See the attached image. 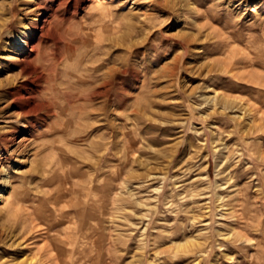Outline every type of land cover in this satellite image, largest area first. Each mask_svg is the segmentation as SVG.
<instances>
[{"label": "rangeland", "instance_id": "obj_1", "mask_svg": "<svg viewBox=\"0 0 264 264\" xmlns=\"http://www.w3.org/2000/svg\"><path fill=\"white\" fill-rule=\"evenodd\" d=\"M34 1L0 0V150L23 59L11 32ZM45 1L54 85L77 100L64 109L42 84L39 150L0 166V225L29 200L0 226V264L64 233L69 264H264V0ZM113 78L119 106L86 99Z\"/></svg>", "mask_w": 264, "mask_h": 264}, {"label": "bare ground", "instance_id": "obj_2", "mask_svg": "<svg viewBox=\"0 0 264 264\" xmlns=\"http://www.w3.org/2000/svg\"><path fill=\"white\" fill-rule=\"evenodd\" d=\"M27 6L29 7L28 16H29V18H31L30 26H27L24 22L20 21L18 28H15L11 32V35L14 38V40L20 41L19 43H21L20 50H14V52L19 54L23 59L19 60V62H15V64L20 67L19 72H18L16 78L13 79L12 82L4 89V93H5L4 101L6 104L5 108H6V111H8V112H7V115L5 116V120H4L5 123L7 124V127H6V131L3 133L4 146L0 150V166L5 164V163L16 164L17 162L19 165H24L27 162V159L29 160V158L31 156V154H30L31 151L32 150H36V151L39 150L34 146V144L38 143V141L42 137L40 134V130H39V127L41 126L42 122H37V121L34 122L32 120V119L38 117L37 112L39 111V109H38L39 107H33L32 102L35 101V99H36L37 91L43 87L42 84L49 83V85L47 87L50 88V91L53 94L56 93L58 96L62 95L61 97L64 100V103L66 104L64 109H66L68 107H72L77 100L76 96L71 91L70 82H68L67 87L64 90H60V92H58L57 87L54 85V82H56L58 80V76L61 73V71L59 72V59L54 54V52L46 44H44V39L49 38L51 33H52L48 27L51 24L50 18H53V16H54V15H52V13H53L52 12V10H53L52 5L49 6L47 4V1H45V0H35L34 2H29L27 4ZM45 14L49 15V17L46 20L44 19V21H43L42 18H43V15H45ZM39 22L43 23L42 28H40L41 29L40 30L41 38H40V36H38V33H39L38 32V23ZM9 23H10V20H6L5 24L1 27L0 37H2V32L5 31L6 27L9 25ZM38 39H41V40H39V42H37V44L35 45L36 40H38ZM64 77H66V76H64ZM62 79H63V77H62ZM65 79L67 80V78H65ZM70 81H73V80H70ZM81 81H83V80H81ZM109 93L114 98V101L116 104L115 106H117L118 102H119V97H120V88L117 86L116 79H114V78L111 79L110 82L104 81V83L102 84L100 89L98 91L92 93L90 96L86 97V99L87 100H93V98H95V96H97V95L105 97ZM82 95H83V93H82ZM40 107L43 108L47 113H51V107L52 106L50 107V105L44 104V105H40ZM117 108H115V110ZM69 113H71V112H69ZM77 118H78V115H77ZM73 119H74V117H73ZM75 120H76V118H75ZM18 140H20V142H17ZM14 146L17 147V151L14 152L13 154H11L10 152ZM18 151H19V154H17ZM3 156H4V161L2 159ZM15 157L19 161H16ZM2 174L3 173H0V178H1ZM49 183L52 184L51 182H49ZM0 189H2L1 191H4V192L9 190L8 188L6 189V185L4 188L0 187ZM22 197H21V200L14 202V205H13L11 210L8 209V207H7L8 211L5 214V216H7V217L5 219V222L0 225L1 227L6 228V223L12 221L13 218H16L15 221L18 220L19 212L22 209V208H20L21 205H23L25 202L29 201V200H27V198H25V197L22 198ZM16 206H19V208H15ZM69 216H70L69 214H65V213L63 215V217H69ZM92 218H94V216ZM89 221H90V219H89ZM64 222H66V221H64ZM9 226L11 227L9 229H13L14 231L17 227L16 223H14L13 225L11 224ZM57 227H58V225L53 224V223L48 225V228H47L48 232L51 233L55 230L57 231ZM20 228H22V226H20ZM56 233H59V232H56ZM64 234H65L67 239L64 238V240H61V239L55 240L54 242H52V240L51 241L48 240L49 244L47 245V243H46V245H47L46 247H43V245L41 246L43 248L40 249L41 254H39V255L37 253H34V255L32 257H30V255H29V257L27 256L23 259L21 258V260L18 256H16L11 261H6L5 263L6 264H69V262L68 261L65 262V260H67V258H69V259L74 258V256L77 254V252L75 250L76 247L70 249V248H67V246H64V245H68V242L69 241L71 242V240H72V236L69 233H64ZM88 234L89 233L86 232L83 236V239L87 240V238L89 236ZM85 245H87V244H85ZM85 245H84V247H86ZM72 247H73V245H72ZM55 251L57 252V256H54V254H53ZM85 251H86V249H85ZM27 252H28V249L24 248V252H22V254L24 255ZM43 252L45 253V255ZM38 256H40V257H38ZM64 257L65 258L67 257V258L64 259ZM87 257H88L87 252H84L83 253V260L84 259L87 260L88 259ZM78 259H80V258H78ZM75 260H74V262H77Z\"/></svg>", "mask_w": 264, "mask_h": 264}]
</instances>
